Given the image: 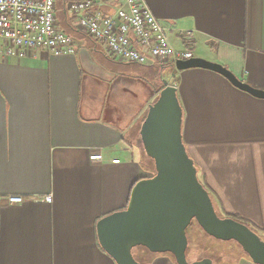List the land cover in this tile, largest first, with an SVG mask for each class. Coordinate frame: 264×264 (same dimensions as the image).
Masks as SVG:
<instances>
[{
	"label": "crops",
	"instance_id": "0c3cea01",
	"mask_svg": "<svg viewBox=\"0 0 264 264\" xmlns=\"http://www.w3.org/2000/svg\"><path fill=\"white\" fill-rule=\"evenodd\" d=\"M121 1L106 0L105 12ZM145 2L177 47L264 89V0ZM63 12L73 53L0 57V196L24 197L2 209L0 264H117L100 245L96 223L125 208L135 182L151 174L140 128L170 63L114 59ZM188 30L187 42L180 34ZM168 82L177 85L183 141L216 210L262 236L264 98L201 67L174 70ZM94 153L103 158L92 160ZM150 264L177 263L154 253Z\"/></svg>",
	"mask_w": 264,
	"mask_h": 264
},
{
	"label": "water",
	"instance_id": "95a60500",
	"mask_svg": "<svg viewBox=\"0 0 264 264\" xmlns=\"http://www.w3.org/2000/svg\"><path fill=\"white\" fill-rule=\"evenodd\" d=\"M174 67L214 70L238 88L264 98V89L242 80L227 66L204 57L180 59ZM163 84L140 128L144 150L154 160L155 171L135 182L125 208L97 221L100 245L117 264H142L133 254L138 246L152 253H169L177 264H211L209 258L187 259V228L196 221L215 238L237 241L254 263L264 264V238L247 223L233 216L222 217L217 212L183 141V108L177 85L166 79Z\"/></svg>",
	"mask_w": 264,
	"mask_h": 264
},
{
	"label": "built area",
	"instance_id": "2783aa9c",
	"mask_svg": "<svg viewBox=\"0 0 264 264\" xmlns=\"http://www.w3.org/2000/svg\"><path fill=\"white\" fill-rule=\"evenodd\" d=\"M59 0H0V57H26L38 49L53 54L73 53L75 38L61 26ZM106 0H65V10L76 27L91 38L106 44L109 54L117 60L137 64L171 63L194 56L189 47L179 48L170 40L167 27L156 17L145 0H123L112 13L104 10ZM185 41L192 31L180 34ZM101 160V153L91 154ZM52 201V194L44 196ZM19 194L0 196L4 206L21 204Z\"/></svg>",
	"mask_w": 264,
	"mask_h": 264
},
{
	"label": "rangeland",
	"instance_id": "374dc122",
	"mask_svg": "<svg viewBox=\"0 0 264 264\" xmlns=\"http://www.w3.org/2000/svg\"><path fill=\"white\" fill-rule=\"evenodd\" d=\"M59 17L61 19V23L63 21L64 9L62 3L59 6ZM62 26V24H61ZM169 63V62H167ZM179 71L174 69L173 66L167 64L164 68V77L163 79L169 80L171 73L173 71ZM153 161V160H152ZM154 165V161L152 162ZM155 171V165H154ZM201 182L207 188L206 183L202 179L201 174L198 175ZM208 189V188H207ZM209 191V190H208ZM213 199V198H212ZM217 212L220 216H223V213L217 209ZM188 234V247H187V259L188 261H195L204 258L211 259L213 264H239V258L241 256L249 257L242 249L241 245L235 240H222L215 238L209 235L207 232L203 230V228L198 225L196 221H193L191 225L187 228ZM264 238V234L262 235ZM133 254L135 258L140 261L142 264H148L149 259L152 253L148 252L143 246H138L133 249Z\"/></svg>",
	"mask_w": 264,
	"mask_h": 264
},
{
	"label": "trees",
	"instance_id": "16d2710c",
	"mask_svg": "<svg viewBox=\"0 0 264 264\" xmlns=\"http://www.w3.org/2000/svg\"><path fill=\"white\" fill-rule=\"evenodd\" d=\"M149 157V156H148ZM150 158V163H151V161L153 160L151 157H149ZM154 161V160H153ZM152 161V162H153ZM155 165V164H154ZM154 165H152V163H151V166H152V170H151V174L150 175H152V173L154 172ZM149 175V176H150ZM129 199H130V195H129ZM129 199H128V202H129ZM128 204V203H127ZM234 218H236V219H238V220H241L238 216H234ZM242 221V220H241ZM192 224V223H191ZM148 252H150V253H152L151 251H149L146 247H144ZM152 254H154V253H152ZM155 254H157V253H155ZM151 261H152V255H151V257H150V259H149V263L148 264H150L151 263Z\"/></svg>",
	"mask_w": 264,
	"mask_h": 264
},
{
	"label": "flooded vegetation",
	"instance_id": "af4514ba",
	"mask_svg": "<svg viewBox=\"0 0 264 264\" xmlns=\"http://www.w3.org/2000/svg\"><path fill=\"white\" fill-rule=\"evenodd\" d=\"M174 69H175V67H174ZM211 264H213V263H211Z\"/></svg>",
	"mask_w": 264,
	"mask_h": 264
}]
</instances>
